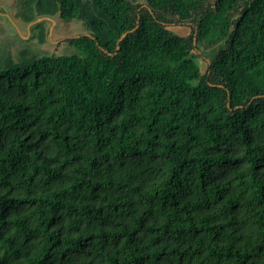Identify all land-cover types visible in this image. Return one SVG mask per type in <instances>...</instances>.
<instances>
[{
	"label": "trees",
	"instance_id": "1",
	"mask_svg": "<svg viewBox=\"0 0 264 264\" xmlns=\"http://www.w3.org/2000/svg\"><path fill=\"white\" fill-rule=\"evenodd\" d=\"M22 2L91 36L0 58V264H264V0Z\"/></svg>",
	"mask_w": 264,
	"mask_h": 264
},
{
	"label": "rangeland",
	"instance_id": "2",
	"mask_svg": "<svg viewBox=\"0 0 264 264\" xmlns=\"http://www.w3.org/2000/svg\"><path fill=\"white\" fill-rule=\"evenodd\" d=\"M145 1L146 0H139L142 4H145ZM23 9L24 5L22 0H0V58L10 54L14 60H18L21 50L26 48L39 56L44 54L72 55L81 53L77 46L69 44L67 40L71 37L89 33L83 21L73 20L71 22H66L61 19L59 15L54 16L52 18L56 20V23L53 27V33L51 37H49L48 34L47 41L41 42L39 40L40 35L38 34L31 38V28L28 37L24 38L21 36V34L27 35L29 32V23L20 16ZM4 12L9 14L16 22L20 28L21 34ZM168 18L169 20L166 22V26L178 35L189 37L195 31L197 25L196 21H182L176 16H168ZM46 26H49L50 29L51 23L49 24V21L48 23L46 22ZM220 47L221 45L210 48L202 45L198 47L196 43L193 54L198 64L201 66L203 73L209 70L210 61Z\"/></svg>",
	"mask_w": 264,
	"mask_h": 264
},
{
	"label": "water",
	"instance_id": "3",
	"mask_svg": "<svg viewBox=\"0 0 264 264\" xmlns=\"http://www.w3.org/2000/svg\"><path fill=\"white\" fill-rule=\"evenodd\" d=\"M150 11H152L151 9H150ZM4 14L13 22V24L15 25V27H16V29L18 30V32L21 34V32H20V28H19V26L16 24V22L12 19V17L9 15V14H7V13H5L4 12ZM44 20H48V21H51V26H50V29H49V37H51V35H52V33H53V27H54V24L56 23V20L54 19V18H52L51 16H41V17H39V18H37V19H35V20H33V21H31L29 24H28V28H29V32H28V34L27 35H23V34H21V36H23L24 38L25 37H28L29 35H30V28L33 26V25H35V24H37V23H40V22H42V21H44ZM139 21V20H138ZM139 24V23H138ZM139 25H137V27H138ZM136 27V28H137ZM133 30H135V29H133ZM133 30H131V31H126V32H124L123 34H122V36L120 37V40L118 41V50H119V48H120V44H121V42L123 41V39L130 33V32H132ZM87 35L88 36H91V34L90 33H87ZM77 37H79V36H77ZM196 43H197V31H196V33H195V37H194V44L196 45Z\"/></svg>",
	"mask_w": 264,
	"mask_h": 264
}]
</instances>
